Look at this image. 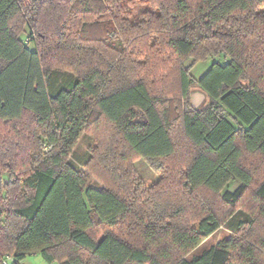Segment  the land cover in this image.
<instances>
[{"label": "trees", "instance_id": "1", "mask_svg": "<svg viewBox=\"0 0 264 264\" xmlns=\"http://www.w3.org/2000/svg\"><path fill=\"white\" fill-rule=\"evenodd\" d=\"M30 255L264 264V0H0V264Z\"/></svg>", "mask_w": 264, "mask_h": 264}, {"label": "rangeland", "instance_id": "2", "mask_svg": "<svg viewBox=\"0 0 264 264\" xmlns=\"http://www.w3.org/2000/svg\"><path fill=\"white\" fill-rule=\"evenodd\" d=\"M135 13H138L136 11ZM225 63L224 57H210L205 61H201L195 65L191 70V75L195 79H201L212 67L214 62ZM191 61L187 63V67L190 66ZM192 105L195 108H202L208 102V97L204 92H202L198 87L194 86L192 88ZM95 137L92 135L91 131L85 133L80 139L78 146L76 148V155L79 158H84L88 154L89 148L95 145ZM135 169L137 170L138 177L144 182L146 187H150L153 184L157 183L161 176L160 174L155 173L149 165L143 161L139 160L134 164ZM92 184L99 186V182L93 179L91 181ZM229 233H227L224 229H220L210 238H208L201 246H199L194 252L193 255L201 254L203 251L209 249L210 247L216 245L222 239L228 238ZM192 256V255H191ZM189 256V258L191 257ZM22 264H49L42 257L38 255H30L26 257V259L22 262ZM52 264H59L58 262Z\"/></svg>", "mask_w": 264, "mask_h": 264}, {"label": "built area", "instance_id": "3", "mask_svg": "<svg viewBox=\"0 0 264 264\" xmlns=\"http://www.w3.org/2000/svg\"><path fill=\"white\" fill-rule=\"evenodd\" d=\"M13 258L12 257H6V259L3 261V264H12Z\"/></svg>", "mask_w": 264, "mask_h": 264}, {"label": "crops", "instance_id": "4", "mask_svg": "<svg viewBox=\"0 0 264 264\" xmlns=\"http://www.w3.org/2000/svg\"><path fill=\"white\" fill-rule=\"evenodd\" d=\"M39 256V255H38Z\"/></svg>", "mask_w": 264, "mask_h": 264}]
</instances>
